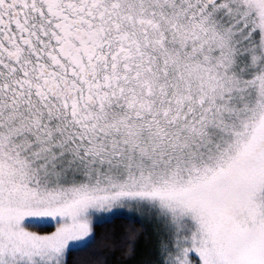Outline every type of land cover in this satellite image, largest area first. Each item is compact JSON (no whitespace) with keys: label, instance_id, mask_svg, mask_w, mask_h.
<instances>
[{"label":"snow or ice","instance_id":"1","mask_svg":"<svg viewBox=\"0 0 264 264\" xmlns=\"http://www.w3.org/2000/svg\"><path fill=\"white\" fill-rule=\"evenodd\" d=\"M0 264H264V0H0Z\"/></svg>","mask_w":264,"mask_h":264}]
</instances>
